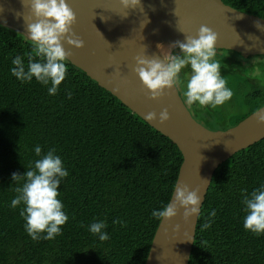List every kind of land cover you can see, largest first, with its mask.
Masks as SVG:
<instances>
[{"label": "trees", "instance_id": "obj_1", "mask_svg": "<svg viewBox=\"0 0 264 264\" xmlns=\"http://www.w3.org/2000/svg\"><path fill=\"white\" fill-rule=\"evenodd\" d=\"M222 1L264 18V0ZM30 50L26 37L0 26V264H146L161 223L151 213L172 198L180 150L68 61L56 96L35 79L21 83L11 75V61ZM217 52L234 93L230 101L215 110L188 105L185 87L178 88L199 123L227 131L264 107V57ZM37 144L43 151L56 148L69 172L59 189L69 220L52 241H33L19 207H10L16 195L12 175H23L37 159ZM261 182L264 140L216 171L189 264H264V235L244 229L241 202L242 190L251 193ZM210 210L216 216L202 231ZM94 219L106 222L108 241L87 231Z\"/></svg>", "mask_w": 264, "mask_h": 264}, {"label": "water", "instance_id": "obj_2", "mask_svg": "<svg viewBox=\"0 0 264 264\" xmlns=\"http://www.w3.org/2000/svg\"><path fill=\"white\" fill-rule=\"evenodd\" d=\"M66 2L77 18L72 31L84 43L78 49L63 42L67 61L178 147L183 163L176 186L199 190L202 211L218 168L264 140V125L258 123L264 111L227 131L209 130L194 118L178 86L152 100L135 72L136 58H158L157 45L184 42L186 36H196L201 26L217 34V51L264 57V18L238 11L222 0H141L134 9H125L121 0ZM27 21L35 22L31 0H0V26L26 37ZM173 51L178 52V47ZM165 108L170 120L160 124L159 113ZM150 112L157 114L156 122L146 119ZM198 220L186 222L180 209L177 217L161 222L146 264H189Z\"/></svg>", "mask_w": 264, "mask_h": 264}, {"label": "clouds", "instance_id": "obj_3", "mask_svg": "<svg viewBox=\"0 0 264 264\" xmlns=\"http://www.w3.org/2000/svg\"><path fill=\"white\" fill-rule=\"evenodd\" d=\"M121 4L125 9H134L141 5V0H121ZM31 10L35 22L27 21L26 36L31 42V50L12 59L10 72L21 83H31L35 79L47 88L49 96H56L68 72V55L63 42L66 40L78 49L84 47L83 41L72 31L77 18L66 0H31ZM217 43V34L207 26H201L196 36L188 35L184 42L178 41L167 47L157 45L160 51L158 58L137 57L135 72L154 101L159 100L165 90L183 85L188 105L215 110L234 95L221 75V65L216 59ZM177 47L179 51L174 52ZM261 111L264 109L257 110L258 113ZM146 119L156 122L157 114L150 112ZM158 120L160 124L170 120L166 108L159 113ZM258 123L264 125V115H258ZM33 151L37 159L26 172L12 175L16 195L11 199L10 207L13 210L19 207V215L25 221L24 229L33 241H52L62 235L63 226L69 220L65 205L59 198L62 194L60 186L69 172L56 148L43 151L37 144ZM242 196L246 213L244 229L256 236L264 235V182L251 193L242 190ZM180 209L184 210L186 222L193 217L199 219V190L178 184L172 199L154 209L151 215L164 222L177 217ZM215 216L216 211L210 210L208 220L201 225L202 231L211 228ZM113 223L123 224L122 221ZM106 228L104 220L94 219L87 231L100 242H105L110 239Z\"/></svg>", "mask_w": 264, "mask_h": 264}, {"label": "flooded vegetation", "instance_id": "obj_4", "mask_svg": "<svg viewBox=\"0 0 264 264\" xmlns=\"http://www.w3.org/2000/svg\"><path fill=\"white\" fill-rule=\"evenodd\" d=\"M188 106V105H187ZM188 108H189V106H188ZM189 110H191L190 108H189Z\"/></svg>", "mask_w": 264, "mask_h": 264}]
</instances>
